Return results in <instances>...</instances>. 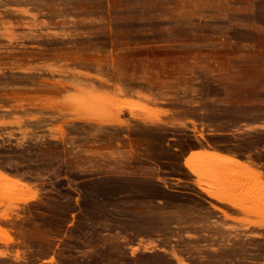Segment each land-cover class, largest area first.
Listing matches in <instances>:
<instances>
[{"label": "rangeland", "instance_id": "rangeland-1", "mask_svg": "<svg viewBox=\"0 0 264 264\" xmlns=\"http://www.w3.org/2000/svg\"><path fill=\"white\" fill-rule=\"evenodd\" d=\"M0 264H264V0H0Z\"/></svg>", "mask_w": 264, "mask_h": 264}]
</instances>
